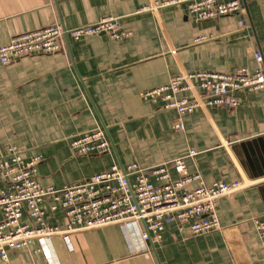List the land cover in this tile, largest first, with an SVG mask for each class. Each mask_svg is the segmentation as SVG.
<instances>
[{"label": "crops", "instance_id": "1", "mask_svg": "<svg viewBox=\"0 0 264 264\" xmlns=\"http://www.w3.org/2000/svg\"><path fill=\"white\" fill-rule=\"evenodd\" d=\"M162 0H0V46L12 37L59 23L66 31L105 16L119 19L129 38L106 34L63 40V50L0 64V157L9 147L24 160L39 157L37 180L61 189L87 181L112 165L141 169L182 159L201 183L249 181L217 203L220 229L190 236L170 225L160 242L136 226L108 225L61 237L32 240L10 250L0 264H264L254 220L264 216V92H238V107L198 108L173 128L175 112L140 99L179 74L253 70L264 63V0H239L248 29L236 15L195 21L185 6L137 13ZM205 37L202 42L195 39ZM183 96L193 98L185 92ZM101 129L109 153L80 156L69 148L77 135ZM193 153V154H191ZM171 181L180 177L169 166ZM199 186L196 181L187 189ZM3 184L0 182V189ZM22 221L28 224L25 215ZM48 223L63 227L58 210Z\"/></svg>", "mask_w": 264, "mask_h": 264}, {"label": "built area", "instance_id": "2", "mask_svg": "<svg viewBox=\"0 0 264 264\" xmlns=\"http://www.w3.org/2000/svg\"><path fill=\"white\" fill-rule=\"evenodd\" d=\"M185 6L195 21L236 15L240 29H248L239 0H162L142 6L137 13L156 11L163 7ZM106 34L120 41L129 38L119 19L101 17L95 22L66 31L58 22L36 31L16 35L0 46V64L8 65L29 56L52 55L63 50L67 37L75 41L90 35ZM205 37L195 39L196 43ZM255 63L251 71L245 67L231 72L198 71L174 76L167 85L144 91L140 99L160 104L163 110L176 114L173 128L183 130L182 119L198 108L232 110L240 104L238 92H264V63L260 50L252 53ZM190 92L194 96H183ZM69 148L80 156L109 153L110 146L104 132L96 128L72 138ZM193 154V153H191ZM39 157L29 160L21 152L9 147L0 157V258L7 262V253L26 247L32 240L48 241L61 237L70 248L69 235L80 230H93L108 225L122 228L136 225L141 237L150 243L160 242L165 229L173 225L179 231L187 228L190 236H201L220 229L217 203L254 183L217 181L210 186L201 183L198 174H188L182 159L169 165L141 169L136 164L126 167L112 165L106 172L93 175L87 181L61 189L42 187L37 180ZM169 166L180 177L171 181ZM196 181L199 186L187 189ZM60 210L63 227L48 223V213ZM25 215L28 224L23 223ZM254 226L264 254V216L254 220ZM53 264V263H51Z\"/></svg>", "mask_w": 264, "mask_h": 264}, {"label": "water", "instance_id": "3", "mask_svg": "<svg viewBox=\"0 0 264 264\" xmlns=\"http://www.w3.org/2000/svg\"><path fill=\"white\" fill-rule=\"evenodd\" d=\"M264 188V187H263Z\"/></svg>", "mask_w": 264, "mask_h": 264}]
</instances>
